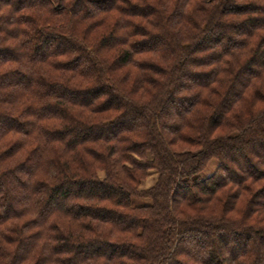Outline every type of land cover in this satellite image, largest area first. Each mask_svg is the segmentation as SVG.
<instances>
[{
    "label": "trees",
    "instance_id": "trees-1",
    "mask_svg": "<svg viewBox=\"0 0 264 264\" xmlns=\"http://www.w3.org/2000/svg\"><path fill=\"white\" fill-rule=\"evenodd\" d=\"M0 13V264H264V0Z\"/></svg>",
    "mask_w": 264,
    "mask_h": 264
},
{
    "label": "rangeland",
    "instance_id": "rangeland-1",
    "mask_svg": "<svg viewBox=\"0 0 264 264\" xmlns=\"http://www.w3.org/2000/svg\"><path fill=\"white\" fill-rule=\"evenodd\" d=\"M133 79H136V78H133ZM132 83H134V80H132ZM128 113H129V116H131V117L132 116L135 117V115H136V113L134 111H130ZM170 137L171 136H169V138ZM257 148H261L260 145H258ZM257 148H254V149H257ZM262 148L264 150V145L262 146ZM214 169L215 168H214L213 164H210L209 166H207L205 171L201 174L202 178H205L206 176L210 175L214 171ZM103 175H104L103 172H99V176L102 177ZM156 177H157V174H155L154 171H150L149 175L147 176V178L139 186V189L146 190V189L150 188L155 183ZM209 243H211V242H208V244ZM262 252L264 253V249H262ZM222 257H223L222 255L221 256L219 255L218 259L220 260Z\"/></svg>",
    "mask_w": 264,
    "mask_h": 264
},
{
    "label": "clouds",
    "instance_id": "clouds-1",
    "mask_svg": "<svg viewBox=\"0 0 264 264\" xmlns=\"http://www.w3.org/2000/svg\"><path fill=\"white\" fill-rule=\"evenodd\" d=\"M0 14H2V13H0ZM103 205H100V207H102Z\"/></svg>",
    "mask_w": 264,
    "mask_h": 264
}]
</instances>
